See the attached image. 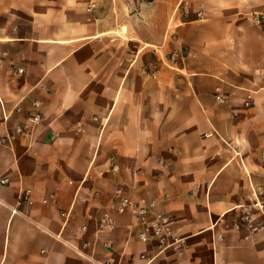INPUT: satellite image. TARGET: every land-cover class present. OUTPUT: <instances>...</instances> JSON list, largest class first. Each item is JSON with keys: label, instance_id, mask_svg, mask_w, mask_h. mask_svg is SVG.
<instances>
[{"label": "crops", "instance_id": "crops-1", "mask_svg": "<svg viewBox=\"0 0 264 264\" xmlns=\"http://www.w3.org/2000/svg\"><path fill=\"white\" fill-rule=\"evenodd\" d=\"M263 225L264 0H0V264H264Z\"/></svg>", "mask_w": 264, "mask_h": 264}, {"label": "built area", "instance_id": "built-area-1", "mask_svg": "<svg viewBox=\"0 0 264 264\" xmlns=\"http://www.w3.org/2000/svg\"><path fill=\"white\" fill-rule=\"evenodd\" d=\"M198 16H202V12H198ZM24 70L22 68L18 69L19 74H23ZM218 102L223 103L224 97L220 94L216 95ZM38 104V102H37ZM41 119L40 114H35L30 117L31 122H37ZM18 133L24 132V128L19 126L16 128ZM9 136L3 138V141L8 140ZM4 182V181H2ZM28 193L23 194L20 201L28 199ZM115 197L118 198V207L121 210L132 209L135 214L136 224L139 229V237L142 241L147 242L150 240H155L158 247L164 250L169 247H178L181 239L175 236V223L176 220L173 216L166 214L162 211L153 210L146 207H138L132 200L123 194L121 188L115 191ZM18 212L17 208L13 209V213ZM100 226L102 228H112L115 226V221L109 213H105L104 217L100 220ZM260 228H264V225Z\"/></svg>", "mask_w": 264, "mask_h": 264}]
</instances>
